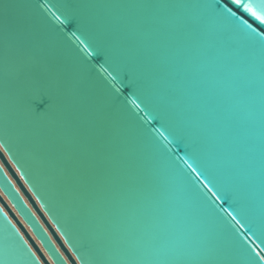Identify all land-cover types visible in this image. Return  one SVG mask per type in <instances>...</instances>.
<instances>
[{"label": "water", "instance_id": "1", "mask_svg": "<svg viewBox=\"0 0 264 264\" xmlns=\"http://www.w3.org/2000/svg\"><path fill=\"white\" fill-rule=\"evenodd\" d=\"M262 257L264 24L231 0H0V264Z\"/></svg>", "mask_w": 264, "mask_h": 264}, {"label": "snow or ice", "instance_id": "2", "mask_svg": "<svg viewBox=\"0 0 264 264\" xmlns=\"http://www.w3.org/2000/svg\"><path fill=\"white\" fill-rule=\"evenodd\" d=\"M231 5L236 6L237 9L242 7L245 12L255 17L261 24H264V15H258V12H264V4H254L251 0L248 3H244V0H231ZM227 11L231 15H235L231 8H228ZM189 167H192V165H189ZM205 187H207V185H205ZM209 191H211V189H209ZM213 195H215V193H213ZM229 215H231V213H229ZM233 219H235V217H233ZM261 259H264V257Z\"/></svg>", "mask_w": 264, "mask_h": 264}]
</instances>
